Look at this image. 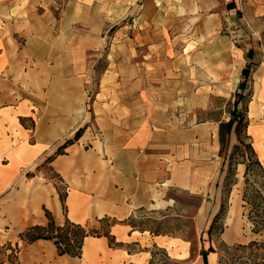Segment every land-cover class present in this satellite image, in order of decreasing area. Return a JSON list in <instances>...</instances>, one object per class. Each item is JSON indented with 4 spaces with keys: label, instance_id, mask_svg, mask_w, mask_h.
Returning <instances> with one entry per match:
<instances>
[{
    "label": "crops",
    "instance_id": "0c3cea01",
    "mask_svg": "<svg viewBox=\"0 0 264 264\" xmlns=\"http://www.w3.org/2000/svg\"><path fill=\"white\" fill-rule=\"evenodd\" d=\"M94 1L102 0H0V247L20 244V232L45 225L43 209L57 224L63 222L57 190L42 167L78 129L89 126V139L84 131L45 167L67 187L71 222L86 225L110 217L118 222L111 228L116 242L140 249L128 252L110 248L104 238H87L81 258L71 259L58 256L51 242L39 240L23 243L17 264H148V248H161L158 242L169 239L133 231L123 222L141 209L172 208L165 197L169 189L189 190L195 171L217 168L213 161L204 165L208 157L201 156L206 127L169 126L159 132L154 123L150 127L137 117L138 109L114 87L101 85L86 112L84 85L90 79L73 57L82 56L89 42L87 48L97 43L92 27L81 23L88 13L84 3ZM190 1L186 6L194 7L192 17L202 18L208 32L232 11L222 7L225 0ZM250 4L252 20L262 24L255 34H264V0ZM20 137H27L26 143ZM29 165V176H22ZM242 210L239 202L229 201L221 235L227 245L255 238Z\"/></svg>",
    "mask_w": 264,
    "mask_h": 264
},
{
    "label": "rangeland",
    "instance_id": "374dc122",
    "mask_svg": "<svg viewBox=\"0 0 264 264\" xmlns=\"http://www.w3.org/2000/svg\"><path fill=\"white\" fill-rule=\"evenodd\" d=\"M250 1L225 0L222 7L231 9V14L224 15L227 20H222L224 22L210 32L202 18L192 17L195 13L191 12L195 9L186 6V0L84 3L88 13L81 21L82 27H92L93 38L97 40L93 44L95 47L87 48L89 42L84 45L82 56L73 57L81 62L82 75L90 79L84 85L86 112L90 111L92 96L101 85L114 87L120 97L124 96L131 107L138 109L137 117L150 123V127L154 123L159 132L169 126L206 127L207 144L201 156L208 157L204 165L212 166L211 161L217 164L215 169L195 171L194 186L189 190L169 189L165 197L171 198L172 208L136 212L132 222L136 231L166 234L164 237L175 243L172 252L159 247L154 249L151 245L148 250L155 256L153 264H203L199 253L202 247H208L205 232L221 203L226 205L228 202L229 205L231 201L243 205L245 167L234 165L231 168L236 185L227 196L224 177L228 162L226 159L220 173L223 156H219L216 121H227V102L232 100L238 84L244 80L246 90L243 95L249 99L247 135L264 169V159L253 145L259 139L264 146V34H255L262 24L252 20ZM202 15L208 16L207 13ZM106 76L111 78L107 80ZM88 127H83L87 131L85 139L91 137ZM25 139L28 138L18 140L26 143ZM235 144V137L231 136L228 155ZM240 160L235 154L233 162ZM32 168L33 165L26 166L20 174L28 175ZM42 168L48 179L63 190V184L56 176L47 167ZM249 179L256 183L254 189L264 195V179L255 167H252ZM212 197L215 198L213 203L208 201ZM245 212L243 209L242 214ZM86 225L89 229H99L96 222ZM246 225L249 228V224ZM200 237L204 243L200 242ZM220 242L214 234L213 247L220 248ZM19 243H9L12 252L1 250L4 245L0 247V262H7L5 256L9 255L12 264H17L14 251H20L23 246ZM129 245L131 251L140 249L133 243ZM182 250H186L185 256H182ZM178 256L181 259L176 258ZM207 264H211L208 258Z\"/></svg>",
    "mask_w": 264,
    "mask_h": 264
},
{
    "label": "trees",
    "instance_id": "16d2710c",
    "mask_svg": "<svg viewBox=\"0 0 264 264\" xmlns=\"http://www.w3.org/2000/svg\"><path fill=\"white\" fill-rule=\"evenodd\" d=\"M237 89L238 91L233 95L232 100L227 102V121H216L218 123L217 140L219 145V156H223L221 160L220 173L223 172L225 160L227 159L228 169L226 176L224 177V182L228 188L227 196H229L232 186L236 185V180H232L235 174H233L231 168L234 165H242L245 167L243 176L244 189L241 201L243 203L242 208L246 212L243 216L246 218V221L249 224L250 232L255 238L246 244H234L232 246H227L224 242H222L221 235L224 231V220L229 205L228 202H226V205L221 203L218 212L212 217L209 227L205 232L208 247L207 249L202 247L199 253L203 264H207L209 254H217L216 264H264V195L254 189L256 183L250 181L249 179L252 167H255L259 171L263 179L264 169L254 152L251 139L247 135V104L249 103V99L243 95V92L246 90V81L244 80L240 82ZM241 104H243V108H240ZM19 122L21 125H24V119L20 118ZM84 130V128L78 129L73 134L71 139L66 140L63 145L57 149L54 156L46 159L44 166L49 164L55 156L62 155L65 148L77 142L83 135ZM231 136L235 137L236 144L233 146L232 152L228 155L227 152ZM235 154L240 156V161L233 162ZM47 169L53 173L52 170L49 168ZM54 175L58 179V182L63 184V190L54 184L62 207L64 216L63 222L61 224H57L50 212L43 209L47 223L43 226L35 225L26 228L24 231L19 233L18 239L25 245H30L39 240L49 241L56 248L58 256H66L71 259L81 258L84 242L87 238H104L110 248L125 247L128 252H131L129 244L124 245L123 243L116 242L114 236L111 234V228L118 223L116 220L107 216L96 220V223L99 225V229H89L87 228V225L71 222L66 216L65 199L67 195V187L56 174ZM134 219V217H130L123 223L130 227L133 231H136L135 226L132 223ZM146 231L150 236H166V234L153 233L148 230H141L137 232L143 233ZM214 234L219 239V242L221 240L220 248L213 247ZM200 242L204 243L202 237H200ZM133 245L136 246V244ZM152 247L156 249V245H152ZM1 250H11L12 252L9 243L5 244ZM148 252L150 254L148 264H153L155 256L150 250H148ZM18 253L19 250L14 251V254H16L14 257L16 260ZM10 257L11 256L9 255L5 256V260L12 264ZM165 258L166 260H169V257H166V255ZM0 264H3V261H1Z\"/></svg>",
    "mask_w": 264,
    "mask_h": 264
},
{
    "label": "bare ground",
    "instance_id": "6f19581e",
    "mask_svg": "<svg viewBox=\"0 0 264 264\" xmlns=\"http://www.w3.org/2000/svg\"><path fill=\"white\" fill-rule=\"evenodd\" d=\"M247 132L249 134V127L247 129ZM253 145H254V147L256 149H258L259 153L261 154L262 158L264 159V146L262 147V143L259 141V139L256 140ZM238 166L240 168H242V165H238ZM157 206H161V205L158 203ZM158 244H159V246L161 248L165 249L166 251H171L172 252L174 250L175 243H174L173 239L172 240H168V241L161 240V241L158 242ZM182 252H183L182 256H185L186 253H187L186 250H182ZM176 258L181 259V256H178ZM208 262L211 263V264H215V262H216V255L215 254H209V256H208Z\"/></svg>",
    "mask_w": 264,
    "mask_h": 264
},
{
    "label": "built area",
    "instance_id": "2783aa9c",
    "mask_svg": "<svg viewBox=\"0 0 264 264\" xmlns=\"http://www.w3.org/2000/svg\"><path fill=\"white\" fill-rule=\"evenodd\" d=\"M220 33H221V31L219 30V31H218V34H220ZM21 173H24V172H23V171H21Z\"/></svg>",
    "mask_w": 264,
    "mask_h": 264
}]
</instances>
